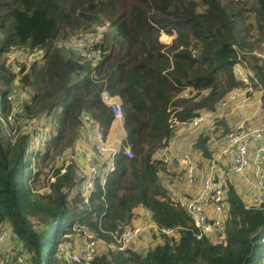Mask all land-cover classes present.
I'll list each match as a JSON object with an SVG mask.
<instances>
[{"label": "trees", "instance_id": "16d2710c", "mask_svg": "<svg viewBox=\"0 0 264 264\" xmlns=\"http://www.w3.org/2000/svg\"><path fill=\"white\" fill-rule=\"evenodd\" d=\"M104 22L110 26L96 44L103 53L95 65L53 43L72 29L87 31ZM163 33L172 39L162 40ZM263 41L264 0L254 5L248 0H0V224H11L36 264H69L57 254L61 234L79 223L111 241L144 205L160 227L178 228L179 238L164 235L145 254L109 250L91 264H256L264 203L247 206L231 186L226 239L213 242L199 235L184 205L172 198L153 154L170 141L177 121L214 109L242 84L234 66ZM17 46L45 52L43 64L36 60L23 67L22 82L31 85L32 94L20 103L12 97L13 62L19 57L10 51ZM252 66L264 101V59ZM104 88L125 106L127 133L112 152L113 168L96 181L88 202L81 191L69 198L78 178L75 163L64 171L63 164L55 167L54 179L47 180L50 190L41 192L42 170L32 164L33 156L50 159L66 133L74 143L83 114L110 130L113 117L102 100ZM43 114L54 117L57 133L53 146L41 153L33 150L32 131L18 122ZM207 139L198 142L205 153Z\"/></svg>", "mask_w": 264, "mask_h": 264}, {"label": "rangeland", "instance_id": "374dc122", "mask_svg": "<svg viewBox=\"0 0 264 264\" xmlns=\"http://www.w3.org/2000/svg\"><path fill=\"white\" fill-rule=\"evenodd\" d=\"M248 3L251 5L255 4V0H248ZM106 22H104L105 24ZM101 24V23H98ZM103 25V24H102ZM99 27V25H93L89 30H94ZM110 26V25H109ZM81 31L75 32L74 29L69 31L65 36L58 37L53 43L56 45H60L66 51L72 52V54L76 57L80 56V59L84 62L91 61L84 54L83 46H80L75 43V37L77 34L82 33V31L86 30L84 28L78 29ZM108 29H103V32H106ZM77 31V30H76ZM75 32V33H74ZM101 34V33H100ZM100 34L98 36H100ZM257 36H260L258 34ZM172 39L169 38L168 35L163 34L162 40L169 42ZM259 45L253 51H245V57L243 56L240 59L239 64H235L234 69L238 78L241 80L242 84L239 87H234L235 95L230 97L229 94L224 99H222L214 109L202 108L200 113L202 115V120L197 125L190 124V121L180 122L178 121L175 124V130L171 136V141L178 142V147H181L182 150H187L193 157H200L201 161H197V165L202 169L205 164L207 165V161L213 152H215L219 148H214L211 152L208 150V153H205V158H201V155L197 153L198 150V142L203 136H208L206 146L207 148L210 146L213 148L221 147L225 145L232 134H235L238 131L247 130L249 127H263L264 126V105H263V91L261 93V84L258 79L255 77L256 73L253 69V64L255 62H261L264 59V41L257 42ZM31 49V48H30ZM35 49V48H34ZM34 49H31L34 50ZM24 50V51H23ZM10 52H14L12 54L18 55V61L13 62L16 68L17 77L14 81V91H13V102H21L30 97L32 94L31 85L28 83H23L22 80L25 78L27 74L26 71H22L23 67L26 65L29 67L34 59L29 60L27 56H24V52L27 50L24 49L23 46H17L13 48ZM256 54V55H255ZM263 58V59H262ZM40 62V65L43 64ZM8 63V62H7ZM94 64V63H93ZM29 65V66H28ZM250 73V87L248 88L241 78H245ZM231 89V90H233ZM230 90V91H231ZM229 93V92H228ZM183 94L188 95V91L183 92ZM224 100V101H223ZM223 101V103H222ZM54 117L52 115L43 114L37 117H23L20 118L18 122L22 129L27 131H32V139L35 148H33L34 152L40 150L43 153L49 147L51 148L53 144H51V140L53 136L57 133V128L54 124ZM124 122H117L112 129H110L107 133L109 149L105 152H101L94 147V138L89 137L86 131H91V125H86L83 121V127L79 130V137L75 140L74 143H70L72 140L71 133H66L63 137L61 143L57 145L54 149L52 148V156L50 159L42 162L41 156L40 158L32 157V164L40 167L42 170L40 181L38 182V188L41 192H46L50 190L49 185H47L48 178L54 179L53 169L55 167L61 166L63 164L62 171L71 163H75L77 167V177L76 184L73 188L69 190V198L75 197L79 191L84 190V183L82 184L79 178H82V174L86 173L89 169L90 165H97L99 169L108 166V161L111 159L113 148L117 151L119 146L123 142V136L125 135V129L123 127ZM86 125V126H85ZM90 126V127H89ZM38 127V128H37ZM38 130H41L37 132ZM85 133V136H84ZM46 142V143H45ZM169 144L174 147L173 143ZM47 145H45V144ZM87 144L93 150L90 153L89 157L92 159H88V150L86 151L82 145ZM164 145V144H163ZM160 146L153 154V159L157 151H159L162 147ZM254 149L251 150L253 154ZM134 154V152H133ZM195 156H194V155ZM83 158V160H82ZM195 159V158H194ZM39 160V164H38ZM196 160V159H195ZM224 162H228L227 159H224ZM160 166V177L163 184L167 187H171L172 190L176 191L174 197L182 196L186 194L189 196L190 190L194 189L189 188L187 184H193L197 181V176L195 175V180L190 182L186 175L185 170L177 163L175 166L173 163H169L168 161L161 162L159 161ZM38 164V165H36ZM67 165V166H66ZM207 169V166L204 170ZM201 175H202V171ZM105 175V174H104ZM200 175V176H201ZM203 176V175H202ZM103 178V177H102ZM202 179V177H201ZM232 186V183H231ZM196 187V186H195ZM231 190V189H230ZM255 190V186L252 190L253 203L255 205L256 201L254 199L253 192ZM82 195V192H81ZM230 201V195H229ZM253 204V205H254ZM79 206H83V203H79ZM56 228L52 227L51 230H55ZM85 231H91L98 235L94 230L88 228L85 225H81L79 223H75L74 226L71 227V231L68 233H63L59 237L58 246L60 243L71 244L72 246H77L85 241ZM226 231H227V221H226ZM210 235H219L220 232L217 230H212L208 232ZM99 251L100 253H106L109 250L114 249V247H110L106 239L99 236ZM264 238V237H262ZM226 239V238H225ZM55 242V240H54ZM5 246L7 247L8 258H1V264H36L33 253L23 245V242L18 239V237L14 238V240H9ZM28 249V250H27ZM58 250V249H57ZM58 256L62 257L69 264L73 262L69 261L66 255L58 253ZM21 255L22 259L18 260V257ZM257 262L264 263V244L260 246V249L257 254ZM42 264L44 261L42 260Z\"/></svg>", "mask_w": 264, "mask_h": 264}, {"label": "built area", "instance_id": "2783aa9c", "mask_svg": "<svg viewBox=\"0 0 264 264\" xmlns=\"http://www.w3.org/2000/svg\"><path fill=\"white\" fill-rule=\"evenodd\" d=\"M108 29L109 24L97 26L94 30L82 31L75 37V43L83 46L84 54L92 60L94 65L101 58L103 50L100 46H96L103 34V29ZM101 33V34H100ZM100 34V36H98ZM166 34V33H163ZM169 38L173 35H169ZM24 51V50H23ZM44 49L35 48L34 50H27L24 56L29 60L35 61L44 60ZM13 59V57L11 58ZM239 64V62L237 63ZM250 73L245 78L247 87H250ZM261 93L263 91L262 85ZM229 96L235 95L234 89L229 91ZM227 94V96H228ZM102 100L107 104L112 112L113 121H121L125 117V106L118 95L112 94L107 88H104L101 93ZM224 101V100H223ZM222 101V103H223ZM210 110V109H208ZM201 113L190 120V124L197 125L202 120ZM83 121L86 125H91V131H86L89 137L94 138V147L101 152L109 149L108 135L104 128L91 117L90 114H83ZM187 122V121H183ZM180 123V122H178ZM85 125V126H86ZM90 127V126H89ZM38 128V127H37ZM41 130H38L39 132ZM84 133V136H85ZM170 142H167L163 147L157 151L154 160L159 161H175L186 172L188 180L193 182L195 180L196 161L192 154L188 151L180 152L172 147ZM88 150V159L90 153L93 152L89 145H82ZM254 149L253 154L251 150ZM125 152L128 156L133 155L130 146L125 147ZM227 159V163L224 162ZM113 161L111 159L109 167L99 169L97 165H90L86 173L82 174L80 181L84 183V190L81 189L84 202L90 200V195L95 188L96 181L104 177L109 168H113ZM67 166V165H66ZM207 169L204 171L201 186L197 194L186 201L183 205L186 208L189 216L194 224L199 228V235L206 234L213 242H222L226 238V221L230 214V189H231V175L238 173L245 175L251 168L255 169V190L253 192L256 201L255 206H260L264 203V126L263 127H249L247 130L238 131L232 134L229 141L211 154L207 161ZM65 170V169H64ZM105 174V175H104ZM138 207V208H137ZM133 210L131 220L124 224L121 228L113 232V241L108 245L114 247L112 250H122L128 252L129 250L147 253L148 250L155 245H149L152 235L158 234L161 242L164 240L163 236L167 235L174 239H178L180 233L176 227H160L156 222L152 211L144 205L137 206ZM218 230L221 234L210 235L208 232ZM18 237L9 222L0 224V257L8 258L7 247L5 244L9 240H14ZM264 237V236H263ZM19 239V238H18ZM139 240H144L146 246L142 249L137 245ZM264 244V238H262ZM99 235L91 231H85V241L77 246L71 244L60 243L58 251L69 258V261L82 264H91L99 251ZM24 245V243H23ZM25 246V245H24ZM27 248V247H26ZM28 250V249H27ZM21 255L18 260H21ZM2 261L0 260V264ZM256 264H264L257 262Z\"/></svg>", "mask_w": 264, "mask_h": 264}, {"label": "crops", "instance_id": "0c3cea01", "mask_svg": "<svg viewBox=\"0 0 264 264\" xmlns=\"http://www.w3.org/2000/svg\"><path fill=\"white\" fill-rule=\"evenodd\" d=\"M122 121L123 120H121V121L119 120L118 122H122ZM116 123H117V121H113L112 126H111L110 129H112L113 126ZM123 127H124V124H123ZM124 129H125V127H124ZM124 133H125V135H124V138H125L126 133H127L126 132V129H125V132ZM171 140L172 139H170L169 142H172ZM172 143H173L174 148L176 150H178L180 152L187 151V150H182L181 147H178V142L173 141ZM214 148H220V147L213 146V148H211V150H210V146H209L208 147V150L211 152ZM113 150H115V149L113 148ZM198 150L199 151H197V153H199L201 155V158H204L206 160L205 154H204L203 150L200 147L198 148ZM194 158L196 159L195 160L196 162L199 161V160L201 161L200 157H198V156H195ZM82 160H83V158H82ZM109 161H111V159ZM109 161H108V164H110ZM168 162L169 163H173L174 166L177 164L175 161H168ZM108 166H106V167H108ZM205 167H206V164H205V166L202 169H200V166L197 165V163H196L195 172H196V176H197V181L195 183L191 184V185L190 184H187V186L189 188H192L194 186V189L190 190L189 196H187L186 194H183L182 196L174 197V195L176 194V191L172 190L171 187H167L166 186V188L168 189V191H169L170 195L172 196V198L174 200L180 201L182 204H184L190 198L194 197L197 194V192L199 191V189H200V186H201V177H202V175H203V173L205 171L204 170ZM200 171H202V175H201V172ZM160 173L161 172L159 171V174ZM255 179H256V176H255V169L254 168H251L249 170V172H247L245 175L238 174V173H232V175H231V183H232V186L235 188V190L237 191V193L240 195V197L242 198V200L244 201V203L247 206H251V205L254 204L253 203V197H252V190H253V188L255 186ZM137 208H135V209H137ZM160 242H161L160 236L158 234H155L154 233L152 235V238H151L150 242H149L151 244H149V245H155V244H158ZM137 245L139 246L140 249H142L143 247L146 246V242L144 240H139L138 243H137Z\"/></svg>", "mask_w": 264, "mask_h": 264}, {"label": "clouds", "instance_id": "9594fccd", "mask_svg": "<svg viewBox=\"0 0 264 264\" xmlns=\"http://www.w3.org/2000/svg\"><path fill=\"white\" fill-rule=\"evenodd\" d=\"M123 120H124V119H123ZM105 132H106V131H105ZM109 162H110V161H109ZM109 166H110V164H109ZM109 166H108V167H109Z\"/></svg>", "mask_w": 264, "mask_h": 264}]
</instances>
